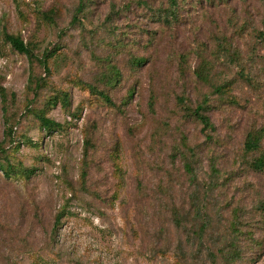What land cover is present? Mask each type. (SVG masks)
<instances>
[{"label": "rangeland", "instance_id": "rangeland-1", "mask_svg": "<svg viewBox=\"0 0 264 264\" xmlns=\"http://www.w3.org/2000/svg\"><path fill=\"white\" fill-rule=\"evenodd\" d=\"M179 1L0 0V264H264V0Z\"/></svg>", "mask_w": 264, "mask_h": 264}, {"label": "trees", "instance_id": "trees-1", "mask_svg": "<svg viewBox=\"0 0 264 264\" xmlns=\"http://www.w3.org/2000/svg\"><path fill=\"white\" fill-rule=\"evenodd\" d=\"M168 2V9L166 11H164L162 14L163 16H166V20H168V18H170L169 21L172 22V20L178 21V13H179V9L181 8L180 6V1L179 0H167ZM263 25H264V17H263ZM258 36L260 38L264 39V32H259ZM5 40L11 44V46L13 47L14 50L22 53V54H26L27 56L32 57V52L30 50V48L25 45V43L20 40L18 37H15L13 35H5ZM53 53H49V55H47L45 57V61L43 62L44 64V68L47 69L48 67V63H47V58L52 56ZM227 58V57H226ZM142 60L137 61L136 64H138L139 66L142 65ZM115 80V83L119 82V73H115L113 71V78L112 80ZM38 83V82H37ZM38 84L36 85L35 88H33V90L35 91L38 88ZM230 87L228 85H222L219 86L217 88H215L214 92L218 95H225L229 92ZM92 89V88H91ZM99 95L104 99L105 102L110 103L111 104V100L110 98L105 95L104 93H99ZM5 96V94H3V97ZM4 99V98H3ZM64 104H66L68 102V96L65 95V97L63 98L62 101ZM55 104V102H54ZM186 101L184 98H178V105L181 106L182 110H185L186 112H190L189 114V118H193L196 121L200 122V124L203 126V131H212L214 130V125L212 124L210 118L206 115V112H208V108H209V99L208 97H206L195 109H189L186 105ZM4 112L5 114L8 112L7 109V103L4 104ZM188 115V114H187ZM37 119L40 122L41 128H43L44 130L48 131V132H56L59 131L60 129H62L61 124L57 123L56 121L48 118L46 116V114H43L42 112H38L37 114ZM8 123L10 124V122L8 121ZM11 130H8V135H10ZM263 141H264V130L260 129V130H256L254 132H250L247 135L246 141L244 143V154L246 157H249L250 160L248 161V165L250 167V169H252L254 172L256 173H261L264 174V149H263ZM0 153H5V149H0ZM0 172L3 174V176H5L7 179H11L13 176H22L24 178H30L31 177V173L28 170H19L17 169V167H14L11 165V163L8 164H3L0 163ZM201 213L205 216L206 213V208H202ZM59 222V218L57 220ZM202 232H205L204 229H201ZM233 249L235 247H232ZM221 255H225V251L223 249H220ZM235 262V261H234ZM228 263H230V259L228 261Z\"/></svg>", "mask_w": 264, "mask_h": 264}]
</instances>
